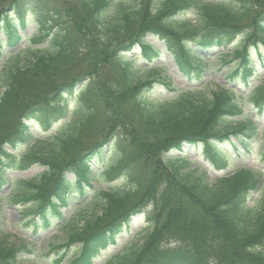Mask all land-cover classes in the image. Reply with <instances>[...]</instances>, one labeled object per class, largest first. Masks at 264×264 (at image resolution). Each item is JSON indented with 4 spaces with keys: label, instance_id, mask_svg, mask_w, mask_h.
I'll list each match as a JSON object with an SVG mask.
<instances>
[{
    "label": "trees",
    "instance_id": "obj_1",
    "mask_svg": "<svg viewBox=\"0 0 264 264\" xmlns=\"http://www.w3.org/2000/svg\"><path fill=\"white\" fill-rule=\"evenodd\" d=\"M188 10L193 28L178 23ZM0 35V58L9 50L13 63L1 76L0 188L9 190L0 210L19 208L34 234L58 231L45 245L55 264H95L142 212L144 235L102 264H264L262 172L238 168L211 184L183 155L185 144L201 145L220 171L230 165L220 144L234 138L248 150L264 135V66L249 53L264 47V0H0ZM147 35L198 85L177 91L151 68L160 51ZM136 47L145 68L129 57ZM217 62L233 63L224 83L201 84ZM157 83L174 97L149 101ZM32 167L40 172L31 178L7 176ZM1 231L0 264L37 257Z\"/></svg>",
    "mask_w": 264,
    "mask_h": 264
},
{
    "label": "rangeland",
    "instance_id": "obj_2",
    "mask_svg": "<svg viewBox=\"0 0 264 264\" xmlns=\"http://www.w3.org/2000/svg\"><path fill=\"white\" fill-rule=\"evenodd\" d=\"M204 1L227 2L228 0H204ZM7 4L8 2L5 4V6ZM184 22H186V24L191 25L193 28L197 22L195 12L192 10H188L184 15H181L178 19V23L184 24ZM34 29H35L34 24L32 23L27 24L25 30L21 34L23 35L24 38L29 37L34 34L35 32ZM0 38L3 39L1 35ZM145 41L148 44H151L155 49L160 51L159 59H157L154 62V64L151 65V68L154 69V67H159L160 76L165 77L166 80H169L177 91H182L198 85L197 83L187 82L185 78L178 72L177 68L175 67L172 61L171 55L166 51L163 42L159 41L156 37L152 35H147ZM27 47H28L27 44H21L16 51L25 50ZM258 47H259L258 51L257 48L255 47H249V53H250L251 61L255 65L256 70L261 71L264 66V64L261 63V58H262L261 55L264 57V47L262 46V44H259ZM8 54H10V52L4 49L3 56L2 58H0V91L2 89V83H1L2 71L4 67L6 68V66H4V62H6L8 66L13 64L9 62V58L6 57V55ZM206 54L207 53H203V56L206 57ZM25 56L26 55L24 53H21L22 61ZM129 57L131 59L139 58V61L136 64V68L147 67V63L142 58H140V49L138 47L134 50L132 54L129 55ZM209 62L212 61L209 60ZM231 65H233V63L229 64V66ZM229 66L223 67L221 69L220 64L217 62V64L212 66L209 75L205 77V79L203 80V82H201V84H207V86L210 87L213 83H217V84L224 83L222 77L224 75L225 69L228 68ZM146 73L147 72L141 71L140 74L144 75ZM243 91L247 92L248 89L246 87H243ZM175 94L176 92H172L162 84L157 83L154 86V89L150 92L148 100L162 101L165 99H171L172 97H174ZM66 99L67 98H65V100ZM76 99L77 96H75V98L71 97L67 99L69 112L73 110ZM241 103L246 108L248 101L246 99H243ZM260 120H261L260 123L264 124V117L261 118ZM31 129L33 131V134H35L36 136L41 137L43 135L42 130L37 125L32 126ZM219 147L220 150L224 153V155L228 156L230 160L229 167L221 171L216 170L206 160L202 152L201 145L197 146L196 148H192L187 145H184L183 155L184 158L192 162L193 166H197L198 168L205 170L207 172L208 182L211 184H213L217 178L230 175L234 171H236V169L243 167L257 169L258 171L262 172V175H264V135L263 136L260 135L256 137L248 150H245L244 148L240 147L235 139H231L229 142L225 141L222 144H220ZM8 151L13 153V151L11 150ZM22 152H23V148H20L17 151L18 154H21ZM173 156H179V153L172 152L168 155V157H173ZM91 169L95 171L93 167ZM38 172H40V169L32 167L26 172L8 173L7 176L17 179H27L35 176ZM115 184L117 183H113L112 185ZM102 187L104 188V186ZM8 190L9 188L6 186L1 187L0 188L1 196H4ZM68 213H69L68 210L64 211L65 215H67ZM0 223L2 226L1 233L3 235V238L6 240V243L15 244L16 246L22 242L29 243L31 244V249L37 253V257L32 256L30 260H27L26 262L23 261L18 264H55L54 256L46 252L45 245L46 242H48L49 240H52L55 243L58 242V240L55 239V237L58 235V231H56L55 229H51L46 232H44L43 230H38L37 233L34 234V229L31 222L27 218H22L19 208L11 207V206L10 207L4 206L3 209L1 208ZM146 226H147L146 214L142 212V214L140 213L136 215L129 223V225L123 228L122 233L117 236V243H116L117 245L114 247H110L105 252H103L101 256L98 258V260L95 262V264H102L107 256H111L117 253L125 245L128 246L131 245L132 241L135 240L137 236L140 237L141 235L142 236L144 235V229ZM21 258L26 259V257L24 256H22ZM63 264H66V262H64Z\"/></svg>",
    "mask_w": 264,
    "mask_h": 264
}]
</instances>
